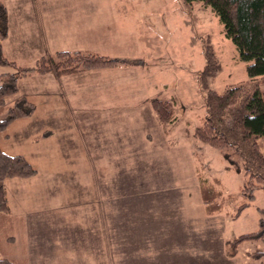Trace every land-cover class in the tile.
<instances>
[{"label": "rangeland", "instance_id": "1", "mask_svg": "<svg viewBox=\"0 0 264 264\" xmlns=\"http://www.w3.org/2000/svg\"><path fill=\"white\" fill-rule=\"evenodd\" d=\"M37 1L25 0L26 11L31 13L30 8ZM81 1L51 0L59 9L52 6L46 20L44 15H25L24 27H29L31 33L16 28L22 27L23 21L16 22V27L13 22L9 23L7 12L9 37L5 38L8 42L3 40L2 43L3 56L18 67H33L42 57L56 62L53 43L49 42L48 47L42 44L40 30L30 29L34 25L40 29L52 25L104 27L101 31L110 38L104 48L114 49L111 51L114 53L104 56L128 59L129 66L141 68L139 78L129 82L126 77L114 76L127 66L112 68L110 89L115 95L110 92V98L115 102L126 100L117 91L128 84L134 92L131 100L139 96L143 100L141 104L148 103L153 112L150 105L153 98L174 102L175 120L163 124L154 112L159 128L150 129L153 142L144 143L142 132L146 127L143 122L140 124L137 114L123 107H110V121H101V124L104 122L106 128L109 125L116 132L110 136V141L107 132L104 138L100 137L102 132L95 133L99 134V141L94 142L99 145V152L102 151L94 153L93 136L88 135V130L93 131L91 125L95 126L99 120L87 127L83 120L85 116L92 119L96 112H69L74 107L85 109L89 103L99 109L101 101L97 105L93 100L96 92L85 88L76 94L75 105L63 103L60 106L57 98V107L63 111L36 113L37 120L41 121L37 130H45L48 135L44 142L36 145L38 155H31L36 153L30 151L32 146L22 142L18 134L22 130L20 124L1 132V146L8 152L21 150L36 173L1 183L8 193L9 216H3L5 229L0 236V258L15 264L44 263L45 259L49 264H65L66 260L71 264H82V260L83 264H260L253 254L264 251L261 240L231 244L240 235L257 231L259 210L264 208V190H255L249 206L233 218L232 214L243 202L245 172L233 171L215 149L200 144L193 137L194 129L199 127L205 114L197 81L205 66L203 48L211 47L221 66L209 84L212 90L221 92L226 84L247 79L244 62L238 59L234 45L224 36L215 14L198 2L189 4L184 0H130L129 8L127 0H100L101 3L98 0V13L84 15L75 9ZM51 20H55L54 23ZM113 35L125 40L112 42ZM59 42L62 41L59 39ZM113 54L117 56H111ZM98 70L101 68L91 71ZM14 71L12 66L0 65V74ZM49 74L62 76L53 72L33 73L24 77V83L27 78L37 81V77L42 79L41 76ZM259 86L264 99V79ZM16 95L6 100L7 105L23 97ZM109 113H105L107 119ZM113 114L124 116L121 121H125L127 127V135L117 141L119 146L114 142L121 136L122 129ZM50 115L56 119L61 117V121L67 119L69 124L63 121L60 127L50 121ZM6 116L7 113H1L0 119ZM71 120L75 124L72 125ZM46 129H51L52 133H47ZM7 132L11 139L6 142L2 135ZM258 143L264 152V138H259ZM129 144L137 147L138 154H142L141 149H152L142 157L153 159H142L140 165L127 160L123 149ZM43 149L54 153L40 154ZM98 164L100 168H96ZM93 172L96 175L93 176ZM201 177L209 184L217 180L224 196L222 202L226 201L222 210L210 216L206 215L200 200L198 182ZM20 211L27 212L26 220L32 226L27 227L31 250H41L45 259L40 255L36 261L34 257L26 258L27 223L19 215Z\"/></svg>", "mask_w": 264, "mask_h": 264}, {"label": "trees", "instance_id": "2", "mask_svg": "<svg viewBox=\"0 0 264 264\" xmlns=\"http://www.w3.org/2000/svg\"><path fill=\"white\" fill-rule=\"evenodd\" d=\"M6 0H0V65L12 66V73L0 74V133L18 117L32 114L34 105L25 97L18 98L12 105L6 100L18 93L19 80L33 73L57 75L76 74L99 68L129 66L127 59L109 58L104 55L67 50L56 51V62L40 58L33 67H18L2 54V43L8 33V10ZM191 4L198 2L210 8L222 26L224 36L234 45L238 59L244 62L247 79L238 83L226 84L221 92L209 87L219 73L221 66L211 47L203 48L205 66L197 77L202 91L205 114L201 124L193 132L194 139L202 145L215 149L233 171L243 170L246 181L243 183V202L233 218L249 206L257 189L264 190V152L258 143L264 138V99L260 90V80L264 79V0H184ZM150 105L158 119L167 124L173 122L174 102L153 98ZM173 116V117H172ZM173 118V119H172ZM173 120V121H172ZM36 170L21 155H10L0 148V236L5 229V218L9 216L8 198L1 183L10 178L31 177ZM218 181L209 184L202 178L198 182L200 200L206 215H213L223 209L222 192ZM240 192V191H239ZM231 195V194H230ZM232 196V195H231ZM233 200L235 196L233 195ZM259 210V209H258ZM257 231L242 234L235 243L246 240H261L264 244V208L259 210ZM1 226L3 227L1 229ZM12 238V237H11ZM13 239V238H12ZM253 256L264 264V251L254 252ZM0 264H15L0 258Z\"/></svg>", "mask_w": 264, "mask_h": 264}, {"label": "crops", "instance_id": "3", "mask_svg": "<svg viewBox=\"0 0 264 264\" xmlns=\"http://www.w3.org/2000/svg\"><path fill=\"white\" fill-rule=\"evenodd\" d=\"M130 0H127V7L129 8L130 6ZM100 2V0H99ZM98 2V0H83L81 1V5H79L78 7H75V9L78 11L79 13H83L84 15H90V14H94V12L99 11L100 9V3ZM7 10L9 12V23L10 21L14 23V27H16V22H21L22 27H16L17 29L20 30H25L28 33H31V30H29V27H24V22L25 19L27 17H30V15H33V13L38 14V15H44L45 16V20L48 17L49 14H51L49 12L50 8L53 6V4H51V0H39L37 1V3L34 5H32V7L30 8L32 11L31 13L26 11L27 7H26V3L25 0H8L7 2H5ZM17 4V5H16ZM55 9H59V6L57 3L54 4L53 6ZM57 13V12H55ZM54 13V14H55ZM25 15H28L27 17L24 18ZM12 17V18H11ZM24 18V19H23ZM53 23L55 20H51ZM88 27H56L53 26L52 27H44V28H39L38 26L34 25L35 27H31L30 29L32 30H36L39 31L40 30V39L42 44L44 43V45H46L48 47V45L50 44L49 42L53 43V50L55 51H60V50H72V51H80V52H85V53H94V54H100V55H106L109 53H114L111 52L114 49H106L104 48L105 45H108L110 43V38L109 35L105 32H102L101 30L104 27H91L92 24H87ZM9 26V25H8ZM31 26V24H30ZM14 28V29H16ZM28 29V30H27ZM70 32H72V34H70ZM10 34V32H9ZM70 34V35H69ZM9 37V35H8ZM7 37V38H8ZM68 37V38H65ZM6 38V39H7ZM112 38V42H121L123 40H125L123 37L118 36V35H113L111 36ZM5 39V40H6ZM59 39L62 41L61 43L59 42ZM102 39V40H101ZM4 40V41H5ZM3 41V42H4ZM8 42V41H5ZM57 43V45H56ZM102 43V44H100ZM118 47H121L122 44L118 45ZM57 49H56V48ZM101 47H103L104 49H102ZM59 48H61L59 50ZM65 48V49H62ZM111 56H117V54H113ZM42 57V56H40ZM7 59L11 60L10 58L6 57ZM143 63V62H142ZM138 69L141 70V68L139 66H127V68H121V74H114V76H120V77H126L127 81L129 82L130 79H134V78H139L140 73L138 71ZM113 69H101V71H86V72H81V73H76V74H71V75H62V76H56L54 74H49L47 76H41L42 79L37 77V81L35 80H31L30 78H27L26 83H24V79L23 78L21 81L19 80L18 83V93L16 96H18V94H20L21 96L25 97L28 101H30L31 103H33L34 105V109L32 114L27 115V116H23L20 119H16V121H12L9 124V129L10 127L12 128L13 126H16V124H20V127L22 128L21 133H18L22 138L23 141L22 142H28L30 144V146H32L31 148V152H36V145H40L41 142L47 138L48 135H45V130H41L40 132L37 130V127L39 126V123L41 122L37 116L36 113L38 111L41 110H46L49 113H55L57 112V109H59L60 111H63V109H60L57 107V101L56 99L59 98L60 100V106L63 105V103L65 105L71 104V105H75L77 103V97L76 94L78 92H81V90L85 89V88H89L93 91L96 92L95 96L96 98H94L93 100L95 101V104L98 105L99 100L101 101L100 104L101 106H99V109H96L97 106H95L96 108H93L90 103L86 106L85 109H79V108H72L71 111L69 112H75V111H95L94 115L92 116V119H88L85 116L84 124L85 127L93 124L95 122H97L98 120V124L96 123V125H91L92 130L90 131L88 130V135H92L93 136V149H94V153L99 152V145H97V143L94 142V140H97V137L99 136V134L94 135L95 133H100L102 132V134L100 133V137L104 138L105 137V133L107 132V136L109 138L108 141H110L111 139V135L113 136L114 133L116 132L115 130H112L110 128V126L108 125V127L106 128L105 123L103 122L101 124V121H110V113H109V108L110 107H123L124 110H126L127 112H135L137 114V117L140 119V124L142 125V122L145 124L146 129L142 132V137L144 138V143H152L153 142V133L150 129L152 130H158L159 128V124L158 121L155 118L154 112L151 110V108L149 107L148 103L143 105L141 104V102H143V100L138 96V97H134L133 101L131 100L130 96H132L134 94V92H132V88L130 86H128V84L126 86H122V88L120 89V91H117L119 93V95L127 98L126 100H121V101H116L110 98V92L113 93V96L115 95L114 90L111 91L110 89V85L111 82L110 80H113L111 78V73H113L112 71ZM28 80H30L28 82ZM22 82V83H21ZM21 83V87L19 86V84ZM24 85V89L22 88V86ZM26 87V88H25ZM135 94H138V90H136ZM148 99V98H146ZM62 100V101H61ZM127 102V104L125 103ZM88 106L90 108H88ZM113 112V111H112ZM101 113V114H100ZM108 114V119L106 118V114ZM102 115V119H100ZM60 116V114L58 115ZM63 116V115H62ZM113 117L116 118V120L120 121V129H122V133H119L121 136L118 135V139L114 142L116 143V146H119L117 144V141L120 139L122 140L123 136L127 135V127L125 125V121H121L122 118L124 116L122 115H116L113 114L111 115ZM50 121L52 119V122H56V124H58L60 127L64 124V122H67V124H69V121L67 119H63V121H61V117L60 119H56L55 117H52L50 115ZM71 124H75V122H73L71 120ZM66 125L63 126V128L65 129ZM61 128V129H63ZM8 129V130H9ZM47 133H52L51 129H46ZM100 131V132H99ZM9 132V131H8ZM5 133L2 135L3 140L4 141H9L11 139V134L10 133ZM65 133V132H64ZM66 134V133H65ZM68 136V134H66ZM87 135V134H85ZM50 138V137H49ZM49 138L47 140H49ZM157 140V138H156ZM44 142V141H43ZM62 144V143H61ZM95 144V145H94ZM121 144V143H120ZM115 145V144H114ZM88 146V145H87ZM0 148L1 150H3L5 153H8L10 155H21L22 157H24L27 160V156H25V154L23 152L18 151V150H13L14 152H8L5 148H3L0 144ZM108 151L111 150V146L107 147ZM116 149V147H115ZM114 148L112 150H115ZM125 152H127V160H130L131 162L137 164H141L142 163V159H153L152 157L148 158V157H142V154H148L152 152V149L147 150V149H141V153L142 154H138L137 152V147H132L130 144L128 147H124L123 149ZM47 151V150H45ZM44 149L41 152H45ZM93 151V150H92ZM102 150H100L101 152ZM38 152V149H37ZM37 152L35 154H31V155H38ZM48 153L50 152L51 154L54 153V151H47ZM99 152V153H100ZM15 153V154H14ZM57 153V152H56ZM130 153H132L134 156L129 155ZM136 153V154H135ZM104 154V153H103ZM94 157L96 160L97 155L94 154ZM101 159L98 160V162ZM91 164H93V161H91ZM146 165V164H144ZM96 168H100L101 164L99 165H95ZM141 168V167H140ZM80 175V174H79ZM96 175L95 172H93V176ZM89 185H87V187H89ZM4 188V186H3ZM5 189V188H4ZM73 190H75L73 188ZM93 185L91 184V191H93ZM99 190V189H96ZM5 191L7 192V190L5 189ZM10 191V190H9ZM8 197V193L6 194ZM8 202H9V198H8ZM20 216L23 218L24 223L26 222V258H30L34 257L35 261L39 260L38 257L40 255L43 256V259H45V254L42 253L41 250L38 249H32L31 250V246H30V242L29 240V234H30V229H27V227H29V221L26 220L27 217V212H19ZM31 226V225H30ZM32 227V226H31ZM83 260H82V264H83ZM72 262L70 260H66L65 264H71ZM30 264V263H29ZM36 264H49L47 262V260H44V263H36Z\"/></svg>", "mask_w": 264, "mask_h": 264}]
</instances>
